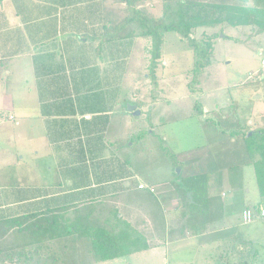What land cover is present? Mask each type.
<instances>
[{
	"label": "rangeland",
	"instance_id": "1",
	"mask_svg": "<svg viewBox=\"0 0 264 264\" xmlns=\"http://www.w3.org/2000/svg\"><path fill=\"white\" fill-rule=\"evenodd\" d=\"M103 1L106 22L115 25L126 19L127 11L120 0ZM160 1L146 0L144 6L157 11L156 6L160 7ZM202 33H215L218 37L212 41L211 64L205 70L201 91L197 94H191L188 89V72L193 65L192 52L178 34H165L162 62L156 70L154 85L148 78L147 67L142 70L144 61L137 44L143 42L139 38L128 41L129 46H134L128 53V75L122 80L121 89L114 88L111 93L113 101L117 97L119 100L118 104L114 102L109 117L110 138L111 141H120V152H116L112 161L122 158L129 172L137 174V177L129 180L130 187L127 189L124 182L123 185L114 183L109 189L118 191L117 194L106 196L98 202L108 208L117 207L125 217L135 215L140 221L145 219V223L141 224V232L149 241L150 248L142 253L92 264H264V218L256 216L250 224L244 225L241 217L244 206L257 200L259 193L254 169L251 165H243L245 153L241 138L237 134L231 137L221 131L237 130L248 119L264 122V69L261 68L264 33L253 26L225 25L200 29L195 36L199 37ZM13 96L4 102L6 110L11 104L18 103L19 96ZM196 102H200L209 111L208 117L213 119L194 115ZM127 103L138 106L141 111L139 117L123 113ZM0 119L4 123L0 131V158L2 161L4 157H9V166L1 167L0 164V204L4 205L0 214H11L5 205L12 201L18 202L14 214L44 211L45 205H49L48 209L53 207L56 204L51 205V202L57 201L53 198L39 207L34 202V209L26 208L30 205L21 202L29 196L39 195L35 190L49 198L53 188L58 189L60 183L63 194L58 197L59 205H66L68 201L80 197L85 199L86 195L91 194V191H68L72 184L71 165L75 157L67 151V144H61L57 150L55 145H49L45 139L44 145L15 140L10 136L12 123L4 117ZM260 128L264 130V125ZM120 134L122 137L129 134L130 138L119 137ZM90 163L91 166L94 164L93 170L98 172L97 165L101 162L90 160ZM114 163L118 164V161ZM234 165L241 166L239 173L236 171L235 181L224 182L219 187L215 199L221 205V210L217 209V217L209 223L206 233L191 236L185 232L184 238L180 239L183 241L178 242H164L159 240V236L152 235L153 225L145 218L144 208L151 206L147 215L155 219L153 223L162 222L167 217L173 227L181 213L173 184L188 176L215 168L222 171ZM75 167L81 171L82 167ZM102 167L107 170L108 163L102 162ZM177 170H180L179 175ZM107 172V176L97 175L96 183L112 180L119 173L114 175ZM88 180L91 179H81L80 185L86 184ZM140 182L147 187L138 190ZM162 204L165 212L161 209ZM217 232L218 235H224L218 246L205 244L212 238V235H205ZM85 243L84 239H76L75 247L67 252L63 264H90L91 258L87 255Z\"/></svg>",
	"mask_w": 264,
	"mask_h": 264
},
{
	"label": "crops",
	"instance_id": "2",
	"mask_svg": "<svg viewBox=\"0 0 264 264\" xmlns=\"http://www.w3.org/2000/svg\"><path fill=\"white\" fill-rule=\"evenodd\" d=\"M106 23L109 22L105 20L103 0H0V118L4 117L12 123L9 128L10 136L15 140L34 141L44 145L45 139L49 145H55L57 150L61 144H67V151L75 157L71 165L72 184L68 191H91L85 199L80 197L68 201L66 205H59L58 197L63 194L62 183L58 189L53 188L49 198L48 195L35 190L39 195L29 196L21 202L30 205L26 207L28 209L39 207L48 199H56L57 201L51 202V205L56 204L51 208L58 209L98 201L117 194L118 191L109 189L114 183L124 182L127 189L130 187L129 180L137 177V174L129 172L127 163L122 158L114 160L118 161V164L112 161L116 152H120V141H111L109 118L114 102L118 104L119 100L117 97L116 101H113L111 93L113 94L114 88L121 89L122 80L127 78L128 53L134 46L128 44L132 39L103 42ZM139 40L143 42L137 45L142 52L144 71L147 67L146 42L142 38ZM258 54L261 55V52ZM13 95L19 96V101L17 104H11L6 110L4 102L9 97H14ZM136 108L139 110L137 105ZM125 109V115L131 114ZM208 112L202 106L201 116H205L207 120L212 118L208 117ZM3 124L0 119V131L3 130ZM263 125L264 122L257 123L248 119L244 128L253 130L263 128ZM119 137H122V134ZM122 138L130 137L126 134ZM8 160L9 157H4L2 161L0 158L1 167L9 166ZM90 160L101 162L97 165L98 172L93 170L94 164L91 166ZM104 161L108 163L107 170L102 167ZM76 165L82 167V172L78 171L80 168H76ZM106 172L114 175L119 173L112 180L96 183V176H107ZM85 178L91 180L80 185L81 179L86 181ZM74 184L77 186L74 187ZM140 185L144 184L138 183V190L147 187L144 185V188H139ZM122 188L124 189V186ZM34 202L38 203L35 207ZM17 204L16 201L7 203L6 210L10 209L11 214H0V221L45 210H58L48 209L49 205H45L44 211L14 214ZM247 204L249 205L244 206L242 212L254 205L264 209V197L258 193L257 200ZM3 208L4 205L0 204V209ZM150 209L151 206L144 208L145 218L153 225L152 235L159 236L158 239L165 242L170 227L169 221L166 217L162 222L153 223L155 219L147 215ZM161 209L166 211L163 204ZM119 216L141 232V224L145 223V219L140 221L135 215ZM208 235H212V238L205 241V244L216 246L224 237L218 235V232L205 236ZM178 241L183 240L172 242Z\"/></svg>",
	"mask_w": 264,
	"mask_h": 264
},
{
	"label": "trees",
	"instance_id": "3",
	"mask_svg": "<svg viewBox=\"0 0 264 264\" xmlns=\"http://www.w3.org/2000/svg\"><path fill=\"white\" fill-rule=\"evenodd\" d=\"M145 1L120 0L127 17L119 24L106 23L102 41L144 39L148 55L147 75L152 85L162 62V49L168 32L178 34L192 52L193 65L188 72L191 94L201 91L205 70L211 64L212 41L218 37L215 33H202L196 37L200 29L222 25L253 26L264 33V0H161L160 7L156 6L157 11L145 7ZM193 111L196 116L202 114L200 102L194 104ZM244 126L230 132L221 131L231 137L237 134L241 138L245 153L243 165L253 167L259 194L264 197V130H248ZM240 167L229 166L222 171L215 168L173 184L181 213L177 223L169 227L167 241L182 239L185 232L191 236L207 232L209 223L216 219L215 213L221 207L215 199L219 187L224 182L235 181V173ZM251 208L256 209L257 205ZM119 214L114 207L108 208L102 202L91 201L80 206L71 205L1 220L0 264H63L67 252L75 247L76 239L85 240L90 264L149 249L142 233Z\"/></svg>",
	"mask_w": 264,
	"mask_h": 264
},
{
	"label": "built area",
	"instance_id": "4",
	"mask_svg": "<svg viewBox=\"0 0 264 264\" xmlns=\"http://www.w3.org/2000/svg\"><path fill=\"white\" fill-rule=\"evenodd\" d=\"M261 65H262V69H264V59L261 61ZM9 119L11 120L12 117H9ZM145 186L144 185H140L139 188H144ZM256 216H259L261 218L264 217V209L263 208H256V209H252V208H248V209H245L243 212H242V223L244 225H247V224H250L253 219L256 217Z\"/></svg>",
	"mask_w": 264,
	"mask_h": 264
},
{
	"label": "water",
	"instance_id": "5",
	"mask_svg": "<svg viewBox=\"0 0 264 264\" xmlns=\"http://www.w3.org/2000/svg\"><path fill=\"white\" fill-rule=\"evenodd\" d=\"M127 111L129 113H131L133 116H139L140 115V111L136 108V105L133 104H128L126 107ZM180 174V170H177V175ZM188 197H190V194H188Z\"/></svg>",
	"mask_w": 264,
	"mask_h": 264
},
{
	"label": "flooded vegetation",
	"instance_id": "6",
	"mask_svg": "<svg viewBox=\"0 0 264 264\" xmlns=\"http://www.w3.org/2000/svg\"><path fill=\"white\" fill-rule=\"evenodd\" d=\"M212 119V118H211Z\"/></svg>",
	"mask_w": 264,
	"mask_h": 264
}]
</instances>
